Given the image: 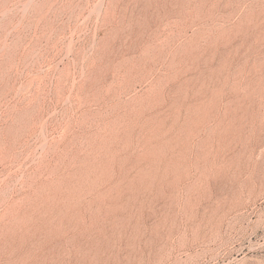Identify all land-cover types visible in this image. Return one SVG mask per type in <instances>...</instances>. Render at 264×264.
<instances>
[{"label":"rangeland","instance_id":"374dc122","mask_svg":"<svg viewBox=\"0 0 264 264\" xmlns=\"http://www.w3.org/2000/svg\"><path fill=\"white\" fill-rule=\"evenodd\" d=\"M0 264H264V0H0Z\"/></svg>","mask_w":264,"mask_h":264}]
</instances>
